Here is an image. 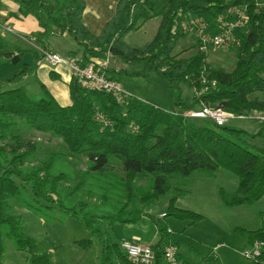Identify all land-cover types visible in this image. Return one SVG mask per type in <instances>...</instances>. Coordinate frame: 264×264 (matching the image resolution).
Masks as SVG:
<instances>
[{"label":"trees","instance_id":"obj_1","mask_svg":"<svg viewBox=\"0 0 264 264\" xmlns=\"http://www.w3.org/2000/svg\"><path fill=\"white\" fill-rule=\"evenodd\" d=\"M12 1L17 3L18 12L8 14L3 22L11 18L35 19L41 30L36 35L38 47L48 49L49 39L66 35L79 47L83 65L108 56L120 61L119 69L107 70L111 80L121 84L135 77L148 83L162 80L174 95L177 113L139 99L120 105L111 95L83 89L75 79L69 84L72 105L61 107L36 78L42 56L31 50L34 61L25 63L28 51L12 47L0 36V64L21 66L6 83L33 77L41 92L39 99H33L25 88L3 91L0 85V264H4L5 253L3 227L8 228L7 237L16 249L29 254V264H54L50 254L39 252L20 210L47 209L72 215L90 236L79 242L80 246L88 250L92 238L98 237L102 246L99 264H127L119 244L106 238L107 228L135 224L144 210L162 196H170L166 218L191 224L204 220L199 214L177 207L188 192L174 188L171 181L175 178L195 174L214 177L223 169L239 179L235 194L221 193L226 205H252L264 198V149L250 143L264 138V126L250 133L230 124L218 127L211 120L186 116L204 107L222 108L234 116L264 114V99L257 96L264 94V6L256 7L257 0H119L116 15L100 36L92 35L82 23L86 0ZM229 6L248 7L250 16L247 33H239L241 46L235 48L233 72L210 65L207 53L199 51L194 38L190 57L174 53L187 36L180 30V12L213 23ZM156 18L161 21L149 45L134 48L125 42L130 33ZM51 78L59 79L54 73ZM32 132L60 140L63 150L41 158V145L27 138ZM79 157L87 159L89 169L82 180L70 185L71 173L57 168L62 160L66 163L65 158ZM111 158L122 161L125 176L101 188L90 186L100 192L101 206H96L89 201L95 191L88 192L85 178L93 174L94 183L105 176ZM148 178L151 187L139 189L138 182ZM114 196L122 198L123 204L116 207ZM160 235L154 247L156 264H164L163 248L174 245L167 230H161ZM244 236L253 246L264 242V229L245 231ZM251 262L264 264V249ZM203 263L219 264L212 256Z\"/></svg>","mask_w":264,"mask_h":264},{"label":"rangeland","instance_id":"obj_2","mask_svg":"<svg viewBox=\"0 0 264 264\" xmlns=\"http://www.w3.org/2000/svg\"><path fill=\"white\" fill-rule=\"evenodd\" d=\"M160 21V18H156L147 22L140 30L130 33L125 38V42L134 48L149 45L157 33ZM7 40L22 50L28 48L27 44L12 35H8ZM67 40L74 43L69 37ZM192 44L193 37L186 36L180 40L174 53H181L182 58H188L194 52ZM207 56L208 63L216 69L231 73L236 67L235 48L210 50ZM33 59V53L28 51L25 63H33ZM120 64V61L110 57V68L119 69ZM20 67V65L11 63L0 64L1 89L6 91L25 88L30 98L39 99L40 88L33 77H27L15 84L6 83L19 72ZM140 69L141 67H139ZM153 80V83H148L141 78H126L122 81V87L136 99L168 111H176L174 95L169 85L162 80ZM186 95L188 98L191 97V94ZM257 96L264 99V94ZM230 125L250 133H257L264 126L261 122L249 119L233 120ZM27 138L41 145V158H44L47 153L63 150L61 141L49 135L32 132L27 134ZM250 143L256 148L264 149V138ZM65 161L66 163L63 160L60 162L57 170L71 173L72 182L70 185H74L82 180L83 174L88 171V161L85 157L65 158ZM124 176L122 161L111 158L106 175L99 176L94 183L92 181L95 176L93 174L87 176L85 178L86 186L97 185L98 188H101L111 182L121 180ZM175 179L171 181L174 188L188 192L185 198L179 199L177 207L203 216V221L191 224L186 221H177L171 217L162 218V215L168 210L170 199V196H162L154 206L144 210L135 224L108 227L106 238L117 244L127 241L150 246L158 243L161 230L170 229L174 233L170 236L174 240V246L178 249L179 260L182 264H204V259L211 256L216 258L219 264H252L251 260L244 256V252L252 248L248 244L244 232L264 229V198L252 205L238 207L226 205L222 200L221 193L235 194L239 186V179L236 175L223 169L218 170L214 177L195 174L190 178ZM151 183V178H148L147 181L138 182L137 187L149 189ZM89 191H95L89 201L96 206H101L100 192L92 187L88 189ZM113 201L116 207L124 202L118 196H114ZM19 214L24 216L25 228L28 234L36 239L39 252L50 254L54 264L100 263L102 246L99 244L98 237L92 238L93 243L90 249L86 250L80 246L79 242L90 236L80 221L72 215L47 209L41 212L20 210ZM2 232L5 236L4 264H29V254L17 250L13 240L7 237L8 228L3 227Z\"/></svg>","mask_w":264,"mask_h":264},{"label":"built area","instance_id":"obj_3","mask_svg":"<svg viewBox=\"0 0 264 264\" xmlns=\"http://www.w3.org/2000/svg\"><path fill=\"white\" fill-rule=\"evenodd\" d=\"M154 1L162 2L164 0ZM262 6H264V0H257L256 7ZM179 17L183 18L180 23L181 32L187 36H192L198 44L199 51L206 53L210 50L231 49L241 46L239 33H247V27L250 23L248 7L239 6H229L224 13L215 18L213 23H210L205 18H193L181 12L179 13ZM176 29L175 27L173 31L175 32ZM5 34L16 35L12 26L0 22V36ZM27 43L42 56L39 63L46 64L51 69L60 66L66 67L70 71L72 79H75L83 89L111 95L120 105L127 104L128 101L136 99L124 90L121 83L107 77L110 56L105 60L93 61L87 65H83L76 58H63L49 49L35 46L33 40H28ZM171 112L177 113V110ZM186 116L211 120L218 127H224L233 120L246 119L261 122L264 125V114L258 112L234 116L222 108L204 107L197 112L189 111ZM107 124L108 122H105V125ZM131 129L134 132L137 131L136 127H132ZM162 218H166V213L162 215ZM167 233L169 235L174 234L170 229L167 230ZM155 245L145 246L127 241H122L119 244L127 259V264H156L157 253L154 249ZM263 249L264 242H256L250 250L244 252V256L250 260H255L261 256ZM162 255L164 264H182L179 260L178 249L172 244L163 248Z\"/></svg>","mask_w":264,"mask_h":264},{"label":"crops","instance_id":"obj_4","mask_svg":"<svg viewBox=\"0 0 264 264\" xmlns=\"http://www.w3.org/2000/svg\"><path fill=\"white\" fill-rule=\"evenodd\" d=\"M118 3L119 0H86V8L82 16V23L84 27L92 35L100 36L105 25L116 15ZM1 4L0 22L4 23L3 19L6 18L8 14L18 12V5L12 0H1ZM8 20L9 21L4 24L12 26L16 35L5 34L1 35V37L10 43L12 47H17L7 40V36L12 35L27 44L28 48L26 51H36L27 42L28 40H33L34 45L36 46V35L41 31L37 21L31 17L22 20H16L14 18ZM67 39L68 36L66 35L49 39L47 44L48 49L59 54L63 58L76 57L79 61H81L82 53L79 47L75 42L71 43ZM93 61L98 62L100 60L95 58L90 60V62ZM51 73H54L59 77V79L53 80L51 78ZM36 78L48 89L61 107L65 108L72 105L69 92V84L72 81V75L66 67L60 66L58 68L51 69L46 64L38 63Z\"/></svg>","mask_w":264,"mask_h":264}]
</instances>
